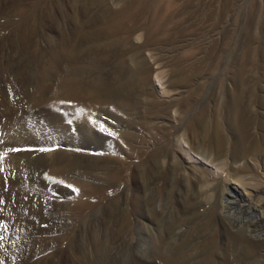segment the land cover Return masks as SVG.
Wrapping results in <instances>:
<instances>
[{
	"label": "rangeland",
	"instance_id": "rangeland-1",
	"mask_svg": "<svg viewBox=\"0 0 264 264\" xmlns=\"http://www.w3.org/2000/svg\"><path fill=\"white\" fill-rule=\"evenodd\" d=\"M263 51L264 0H0V264H264ZM64 68L79 116L55 90ZM39 77L51 101L30 105ZM60 164L93 193L52 180ZM23 213L61 230H10ZM27 236L33 252L12 260Z\"/></svg>",
	"mask_w": 264,
	"mask_h": 264
},
{
	"label": "bare ground",
	"instance_id": "bare-ground-1",
	"mask_svg": "<svg viewBox=\"0 0 264 264\" xmlns=\"http://www.w3.org/2000/svg\"><path fill=\"white\" fill-rule=\"evenodd\" d=\"M257 8V7H256ZM263 30V29H262ZM263 40V39H262ZM264 52V51H263ZM263 54V53H262ZM60 57V56H59ZM264 57V56H263ZM216 58V57H215ZM58 60H59V58H58V55L57 56H54L51 60H50V63H51V65H56V64H58ZM246 63V62H245ZM248 63V62H247ZM41 65V64H40ZM8 67V66H7ZM6 67V68H7ZM63 67V66H62ZM65 67V66H64ZM2 68V67H1ZM0 68V69H1ZM4 68V67H3ZM2 68V69H3ZM67 68V67H66ZM70 68V67H69ZM2 69H1V71H2ZM5 69V68H4ZM65 69V68H64ZM61 70V69H60ZM259 70V69H258ZM63 71V70H62ZM3 72H4V76L3 77H5V79H8L9 81H11L10 83H13L12 85L14 86V78H13V75L11 74L12 72H9V70L7 71V69H6V71H4L3 70ZM64 72V73H63ZM62 73H63V76H61L60 78H59V80H57V84H56V88H55V90L57 89L58 91H65L66 92V94L68 95V96H70V99H72V101H71V103L69 104V106H68V108L70 109V110H72L74 113H75V115H77V116H79V115H81L82 113H85V111H87L88 109H86V105L83 103V102H77V97H75L76 95H74V94H72V92H73V89H72V92L70 91L71 89H67V88H71V86H72V84H74L75 85V79L73 78V77H69V75H71V74H69V70H64ZM64 74H66V76L64 75ZM233 75V74H232ZM243 75V74H242ZM43 76V75H42ZM45 77V79L47 78L46 76H44ZM42 78V77H41ZM39 79H40V77H39ZM38 79V80H39ZM225 79V78H224ZM249 79V78H248ZM44 80V79H43ZM43 80L42 79H40V81H38V85L36 84V85H34V88H32V87H29V88H27V89H25L24 88V86H23V88H24V90H26V93H27V97H28V99H29V104L30 105H33V104H35V105H38L39 106V104H45V103H48V101H51V97H50V93H49V91L50 90H48V88L47 87H45V85H44V83H43ZM239 80H240V78H239ZM242 80V79H241ZM244 80V79H243ZM242 80V81H243ZM28 82V80H25V82ZM26 82V83H27ZM29 84V83H28ZM243 84V83H242ZM216 86V85H215ZM15 87H16V84H15ZM15 89V88H14ZM13 90V89H12ZM16 90V89H15ZM67 91H69V93L67 92ZM19 92H21V90L19 91ZM262 92V91H261ZM12 93H14V92H12ZM11 93V94H12ZM22 93V92H21ZM25 93V92H24ZM75 93V92H74ZM221 93V92H220ZM253 93V92H252ZM3 94V93H2ZM18 94V93H17ZM4 96H5V94H4ZM20 96V95H19ZM197 96V95H196ZM22 97L24 98L25 96L24 95H22ZM8 98V97H7ZM104 98V97H103ZM25 99V98H24ZM5 100H4V98L3 97H0V107L2 106V103L4 102ZM232 103H233V116H234V124H235V127L237 128V121H236V119H237V95H234V97H233V99H232ZM239 104H240V102H239ZM238 104V105H239ZM258 104V103H257ZM174 105V104H173ZM5 107H6V105H4ZM27 106H29V105H27ZM250 106V105H249ZM254 107V106H253ZM7 108V107H6ZM4 109V108H3ZM217 110V109H216ZM254 111V110H253ZM6 112V111H5ZM252 112V111H251ZM244 113V112H243ZM263 114V113H262ZM12 115V114H11ZM9 116V115H8ZM261 116V115H260ZM12 117V116H11ZM11 117H9V118H11ZM15 117V116H14ZM24 117V116H23ZM213 117V116H212ZM5 118H6V116H5ZM207 118H209V117H207ZM207 118H205L206 120H208ZM214 118V117H213ZM8 119V118H7ZM15 119V118H14ZM16 119H18V118H16ZM231 119V118H230ZM11 120V119H10ZM130 120V119H129ZM206 120H204L203 119V121L202 122H200V130H201V132H206V130H207V121ZM15 121V120H14ZM196 121V120H195ZM216 121V120H215ZM7 122V121H6ZM209 122H210V120H209ZM221 123V122H220ZM254 123V122H253ZM193 124H195V123H193ZM209 124V123H208ZM192 127V126H191ZM190 127V128H191ZM218 122L216 121L215 122V132H214V134H215V136H217L218 135V133H220L221 134V132H218ZM212 128H214L213 126H212ZM211 128V129H212ZM221 128V127H220ZM245 128V127H244ZM39 129V128H38ZM193 129V128H192ZM209 129V128H208ZM222 130V129H221ZM242 130V129H241ZM240 130V131H241ZM8 131V130H7ZM57 132V131H56ZM188 132H189V130H188ZM247 132V131H246ZM182 133V132H181ZM227 133V132H226ZM258 133V132H257ZM9 134V133H8ZM203 134V133H202ZM205 134V133H204ZM203 134V135H204ZM219 134V135H220ZM57 135V134H56ZM130 135V134H129ZM191 135H192V133H191ZM210 135V134H209ZM208 135V136H209ZM253 135V134H252ZM133 136V135H132ZM195 136V135H194ZM193 136V137H194ZM213 136V135H212ZM255 136V135H254ZM257 136V135H256ZM61 137V136H60ZM60 137H58V138H60ZM129 137H131V136H129ZM182 137V136H181ZM181 137H179V139L181 138ZM204 137V136H203ZM223 137H224V135H223ZM176 138H178V136H176ZM216 138H218V136L216 137ZM225 138V137H224ZM140 139V138H139ZM183 139V141L182 142H185V143H187V141L185 140V138L183 137V138H181V140ZM195 139V138H194ZM200 139V138H199ZM210 139V138H209ZM222 139V138H221ZM256 139V138H255ZM262 139V138H261ZM141 140V139H140ZM142 140H143V138H142ZM178 140V139H177ZM192 140V139H191ZM206 140V139H205ZM211 140V139H210ZM209 140V141H210ZM224 140V139H223ZM263 140V139H262ZM137 141H139L138 139H137ZM226 141V140H225ZM178 142H179V140H178ZM181 142V143H182ZM211 142V141H210ZM224 142V141H223ZM262 142V141H261ZM225 143V142H224ZM199 144V143H198ZM215 144H217V147H218V144H219V140L217 139V140H215ZM232 144V143H231ZM181 145V147L180 148H182V147H184V149H186L185 147V145L183 144H180ZM244 145V144H243ZM250 145V144H249ZM192 146V145H191ZM195 146V145H194ZM213 146H214V144H213ZM250 146H252V145H250ZM188 147V146H187ZM193 147V146H192ZM197 147V146H196ZM234 147V146H233ZM236 147V146H235ZM170 148V147H169ZM190 148V147H189ZM194 148V147H193ZM219 149L220 148H224V146L222 147H218ZM251 148V147H250ZM250 148H249V150H250ZM253 148V147H252ZM141 149V148H140ZM235 149H237V147L235 148ZM188 150V149H187ZM187 150H185L186 152H187ZM166 151V150H165ZM190 151V150H189ZM196 150L194 149V151H193V153L195 152ZM218 151V150H217ZM216 151V152H217ZM223 151H224V149H223ZM168 152V151H167ZM172 152V151H171ZM192 152V151H191ZM197 152V151H196ZM214 152V151H213ZM225 152V151H224ZM233 152H234V150H233ZM232 152V153H233ZM243 152V151H242ZM190 153V152H189ZM192 153V154H193ZM198 153V152H197ZM202 154H203V152H201ZM200 153V154H201ZM222 153V152H221ZM227 153V152H226ZM235 153V152H234ZM243 153H245V152H243ZM247 153V152H246ZM204 154H205V152H204ZM213 154V153H212ZM224 154V153H223ZM163 155V154H162ZM186 155V154H185ZM215 155V154H214ZM231 155H233V154H231ZM237 155V154H236ZM2 156V155H1ZM152 156V155H151ZM167 156V155H166ZM173 156V155H172ZM192 156V155H191ZM190 156V157H191ZM194 156V155H193ZM206 156H208V154L206 155ZM195 158H196V156H194ZM221 156H219V158H220ZM152 159H153V156L151 157ZM178 158V157H177ZM195 158H193V159H191V160H193L192 162H194V159ZM206 158V157H205ZM208 158H209V156H208ZM212 158V157H211ZM236 158V157H235ZM2 159V158H1ZM10 159V158H9ZM9 159H7V160H9ZM215 159V158H214ZM217 159V158H216ZM215 159V160H216ZM222 159V158H221ZM6 160V161H7ZM156 160H160V159H157L156 158ZM162 160H163V158H162ZM196 160H197V158H196ZM223 160H225V158H223ZM153 161V160H152ZM176 161H178V160H176ZM198 161V160H197ZM209 161H211V160H209ZM1 162V161H0ZM12 162V161H11ZM212 163H213V161H211ZM223 162H225V161H223ZM222 162V163H223ZM55 163H57V164H59L60 162L57 160ZM202 163H204L203 161H202ZM177 164V163H176ZM227 164H228V162H227ZM234 164V163H233ZM232 167H233V165L232 164H230ZM10 166V165H9ZM60 166L61 167H58V168H55V169H53V170H47V172H46V174L52 179V180H60L62 183H70V184H74V185H78L77 184V182H76V180H73V179H68L67 177H66V179L65 178H63V176H62V173L64 172V170H63V166H62V164H60ZM175 166V165H174ZM193 166H195V165H193ZM211 166V165H210ZM162 167V166H161ZM176 167V166H175ZM200 167V166H199ZM118 168V167H117ZM177 168V167H176ZM195 168V167H194ZM235 168V167H234ZM15 169V168H14ZM64 169H65V167H64ZM166 169H167V167H166ZM165 169V170H166ZM196 169V168H195ZM217 169V168H216ZM227 169V168H226ZM163 170V169H162ZM161 170V171H162ZM164 170V171H165ZM176 170V169H175ZM202 170V169H201ZM17 171V170H16ZM19 171V170H18ZM171 172V171H170ZM221 172H222V170H221ZM233 172V171H232ZM12 173V172H11ZM18 173H20V172H18ZM117 173H118V169H114V168H112L110 171H108L107 173H106V175H107V177H106V179L108 178H112V177H115L116 175H117ZM165 173V172H164ZM163 173V174H164ZM172 173V172H171ZM188 173V172H187ZM210 173V172H209ZM22 174V173H21ZM161 174V173H160ZM162 174V175H163ZM189 174V173H188ZM223 174V173H222ZM231 174V173H230ZM15 175V174H14ZM13 175V176H14ZM105 175V174H104ZM159 175V174H158ZM166 175V174H165ZM168 175V174H167ZM187 175V174H186ZM19 176V175H18ZM227 176H228V173H227ZM229 176H231V175H229ZM228 176V177H229ZM9 177H10V171H4V179L5 180H7V179H9ZM23 177V176H22ZM22 177H20L21 179H22ZM65 177V176H64ZM162 177V176H161ZM223 177V176H222ZM221 177V178H222ZM232 177V176H231ZM231 177H230V179H231ZM15 178H17V177H15ZM25 178V177H24ZM208 178V177H207ZM223 178H225V177H223ZM233 178H234V176H233ZM235 178H237V177H235ZM239 178V177H238ZM19 179V178H18ZM18 179H16L15 181L17 182V180ZM20 179V180H21ZM203 179V176H202V178H201V180ZM206 179V178H205ZM26 179H24V181H25ZM111 180V179H110ZM200 180V182H202ZM19 181V180H18ZM23 180H21V181H19V183H12L13 185L15 184V186L17 187V189L19 190V192L21 193V192H24L25 191V189H24V187H25V182H24ZM231 181H232V179H231ZM226 182H227V180H226ZM230 182V181H229ZM21 183H24V184H21ZM58 183H60V182H58ZM232 183V182H231ZM243 183V182H242ZM27 184V183H26ZM239 186V185H238ZM203 187V186H202ZM240 187V186H239ZM96 188V187H95ZM219 188H221V187H219ZM225 188V187H224ZM245 188V187H244ZM27 189V188H26ZM193 189V188H192ZM200 189V188H199ZM215 189V188H214ZM217 190V189H216ZM93 191H95V192H97L96 190H93ZM191 192V191H190ZM240 193H241V191H239ZM16 193H17V191H16ZM25 193V192H24ZM72 193V192H71ZM90 193H93L92 192V189L90 190L89 189V187L87 186V184H85V183H82V184H80V185H78V186H76V190H75V192H73V196L75 197V195H86V194H90ZM213 193V192H212ZM217 193H218V191H217ZM222 193H223V189H222ZM228 193H229V195L231 196V195H237V185H232V186H230L229 187V190H228ZM199 194V193H198ZM210 194V193H209ZM209 194H207L208 195V198L210 197L209 196ZM11 195V194H10ZM223 195V194H222ZM225 195L229 198V195H227V192L225 193ZM7 196H9V195H7ZM241 196V195H240ZM10 197V196H9ZM23 197V196H22ZM42 197V196H41ZM72 197V196H71ZM213 197H215V195L213 196ZM225 197V196H224ZM219 198V197H218ZM227 198V199H228ZM9 199V198H8ZM12 199V198H11ZM226 199V200H227ZM231 199V201H229L230 203H237V201L238 200H236V198L234 199H232V197L230 198ZM6 200V199H5ZM221 200V199H220ZM218 201V200H217ZM225 201V200H224ZM239 201H241V200H239ZM11 202H13V201H11ZM41 202V201H40ZM43 202V201H42ZM195 202V201H194ZM39 203V202H38ZM37 203V204H38ZM47 203V202H46ZM243 203V202H242ZM12 204V203H11ZM14 205H15V203H13ZM218 204H219V202H218ZM18 205V204H17ZM20 205V204H19ZM217 205V204H216ZM232 205V204H231ZM26 206V205H25ZM30 206V205H29ZM48 206V205H47ZM77 206L79 207V208H84L85 206H87V204L85 203V202H78V204H77ZM220 206V205H219ZM222 206V205H221ZM220 206V207H221ZM248 206V205H247ZM15 207V206H14ZM218 207V206H217ZM245 207V204H242L241 205V209H243ZM11 208H12V206H11ZM21 208V206L19 207V208H17V209H20ZM36 208V207H35ZM38 208H40L39 206H38ZM225 208V207H224ZM223 208V209H224ZM37 209V208H36ZM35 209V210H36ZM49 209V208H48ZM226 209V208H225ZM13 210H14V208H13ZM50 210V209H49ZM238 210V209H237ZM254 210H256V207L253 209V207L252 206H248V208L247 209H245L244 211L246 212V214H248L249 216H251V218H252V220H253V222L255 223V222H258L259 221V219H258V216L256 215V214H254ZM23 211V210H22ZM29 211V210H28ZM230 211V210H229ZM16 212V211H15ZM18 212V211H17ZM26 212V211H25ZM234 212V211H233ZM240 212V211H239ZM21 213V212H20ZM43 213V212H42ZM13 214V213H12ZM24 214V213H23ZM15 214V215H17V219H16V221H14V222H11V224H10V226H11V229L10 230H12V229H15V228H20V229H22V228H25V235H27L26 233H28V234H30L31 236H32V234H33V232H34V229L33 230H31L30 232H29V226H35V224H36V222H37V220L39 221V223L40 222H42V221H44V220H46V219H48V218H50V217H53L54 219H55V221L57 222V225L55 226V228H57V230H61V222L59 221V219H58V216H56V215H39V217H37V218H35V219H32L29 215H26V214ZM30 214V213H29ZM34 214V213H33ZM48 214V213H47ZM56 214V213H55ZM236 214V213H235ZM237 214H238V212H237ZM236 214V215H237ZM244 214V213H243ZM238 216V215H237ZM239 217V216H238ZM240 217H242V215L240 216ZM239 217V218H240ZM235 218H236V216H235ZM247 218V217H246ZM125 220V219H124ZM238 220V219H237ZM247 220V219H246ZM32 223V224H31ZM56 224V223H55ZM248 224V223H247ZM253 224V223H252ZM64 226V225H63ZM174 227V226H173ZM54 229V228H53ZM15 231V230H14ZM12 232V231H11ZM16 232H17V230H16ZM21 232V231H20ZM37 232V231H36ZM20 234V233H19ZM41 237V236H40ZM39 237V238H40ZM24 238V237H23ZM32 238H34V237H32ZM44 238H45V236H44ZM27 239L28 240H26V242H24V240H23V242H21V244L20 245H22V246H20L19 244H18V246L17 247H19L17 250H15V249H11V251H9V255L10 256H12L14 259H12V260H15V261H18V260H23V258H25V256L29 253V252H31L33 249H31L32 248V244H30V241L31 240H29V239H31V237H29L28 238V236H27ZM46 239H48V238H46ZM62 239V238H61ZM20 240V239H19ZM37 240V239H36ZM35 240V241H36ZM40 240V239H39ZM45 240V239H44ZM43 241V238L41 239V242ZM46 241H48L49 242V240H46ZM17 243H18V241H17ZM32 243V242H31ZM34 243V242H33ZM36 243V242H35ZM35 243H34V245H35ZM43 243H47V242H43ZM38 244H39V241H38ZM37 244V245H38ZM48 244V243H47ZM40 245V247H42L41 246V244H39ZM216 246V245H215ZM233 246V245H232ZM35 247H36V245H35ZM44 247H47V246H44ZM43 247V248H44ZM237 247V246H236ZM10 248V247H9ZM36 248H39V247H36ZM42 248V249H43ZM213 248V247H212ZM233 248H234V246H233ZM29 249H31V251L29 250ZM41 248H39V250H40ZM45 249V248H44ZM47 249V248H46ZM235 249V248H234ZM4 250H5V248H4ZM3 250V251H4ZM232 250V249H231ZM2 251V250H1ZM41 251V250H40ZM44 251V250H43ZM237 251V250H236ZM5 252V251H4ZM33 252V251H32ZM7 254V255H8ZM43 254V253H42ZM4 255V254H3ZM233 256V255H232ZM43 258V257H42ZM25 259H28L27 257L25 258ZM24 259V260H25ZM32 259V258H31ZM41 259V258H40ZM47 259V258H46ZM64 259V258H63ZM175 259V258H174ZM38 260V259H37ZM32 261V260H31ZM30 261V262H31ZM43 261V260H42ZM41 261V262H42ZM47 261V260H46ZM45 261V259H44V263L46 262ZM62 261V260H61ZM20 262H22V261H20ZM24 262V261H23ZM26 262V261H25ZM28 262V261H27ZM37 262V261H36ZM39 262V261H38ZM37 262V263H38ZM236 262V261H235ZM32 263V262H31ZM43 263V262H42ZM43 263V264H44ZM61 263V262H60ZM63 263V262H62ZM149 263V262H148ZM30 264V263H29ZM33 264V263H32ZM49 264H51V263H49ZM167 264H182L181 262H179V261H176V260H168V263ZM217 264V263H216ZM229 264V263H228Z\"/></svg>",
	"mask_w": 264,
	"mask_h": 264
}]
</instances>
